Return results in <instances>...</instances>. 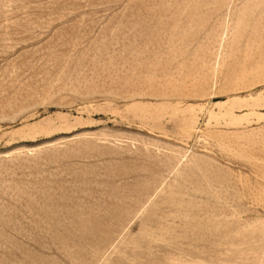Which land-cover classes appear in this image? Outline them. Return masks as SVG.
Returning a JSON list of instances; mask_svg holds the SVG:
<instances>
[{
	"label": "rangeland",
	"instance_id": "rangeland-1",
	"mask_svg": "<svg viewBox=\"0 0 264 264\" xmlns=\"http://www.w3.org/2000/svg\"><path fill=\"white\" fill-rule=\"evenodd\" d=\"M0 264H264V0H0Z\"/></svg>",
	"mask_w": 264,
	"mask_h": 264
}]
</instances>
